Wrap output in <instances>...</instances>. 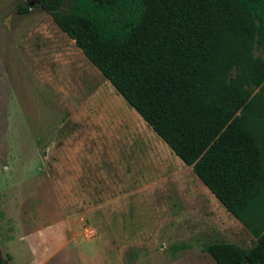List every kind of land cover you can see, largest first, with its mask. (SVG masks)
Returning <instances> with one entry per match:
<instances>
[{"label":"rangeland","instance_id":"374dc122","mask_svg":"<svg viewBox=\"0 0 264 264\" xmlns=\"http://www.w3.org/2000/svg\"><path fill=\"white\" fill-rule=\"evenodd\" d=\"M30 1L0 0V258L216 264L210 243L252 247L222 205L168 176L185 164L50 15L18 12Z\"/></svg>","mask_w":264,"mask_h":264},{"label":"trees","instance_id":"16d2710c","mask_svg":"<svg viewBox=\"0 0 264 264\" xmlns=\"http://www.w3.org/2000/svg\"><path fill=\"white\" fill-rule=\"evenodd\" d=\"M35 1L255 238L204 251L264 264V0Z\"/></svg>","mask_w":264,"mask_h":264},{"label":"crops","instance_id":"0c3cea01","mask_svg":"<svg viewBox=\"0 0 264 264\" xmlns=\"http://www.w3.org/2000/svg\"><path fill=\"white\" fill-rule=\"evenodd\" d=\"M164 142V141H163ZM166 144V143H165ZM182 166H184V165H182ZM185 168H186V172L184 171V175L183 176H181L180 174L179 175H177V173H175V172H173V171H171V170H169L168 168H167V166L165 167L166 169H168V171H169V173H168V176H170V177H172V178H174V180L175 181H182L184 184H186V186H188V183L190 182V183H194V184H196L198 187H199V189H200V191H203L204 192V194L202 193V195L204 196V197H202V200L203 201H209V200H212V202H217L218 204H220V205H222L220 202H219V200L214 196V194L201 182V180L196 176V174L193 172V170H192V167L191 166H188V165H186L185 164V166H184ZM187 174H188V176H187ZM189 177L187 180H186V178L185 177ZM180 178H181V180H180ZM188 181V182H187ZM203 184V185H202ZM205 186V187H204ZM77 190V188H74V191H76ZM192 195V194H191ZM90 201H92V199L90 200ZM86 202H88V201H86ZM226 210V209H225ZM227 211V210H226ZM228 212V211H227Z\"/></svg>","mask_w":264,"mask_h":264},{"label":"water","instance_id":"95a60500","mask_svg":"<svg viewBox=\"0 0 264 264\" xmlns=\"http://www.w3.org/2000/svg\"><path fill=\"white\" fill-rule=\"evenodd\" d=\"M34 4H36V1H35V0H31V1L29 2V5H30V6H32V5H34ZM0 264H6V263L0 258Z\"/></svg>","mask_w":264,"mask_h":264}]
</instances>
